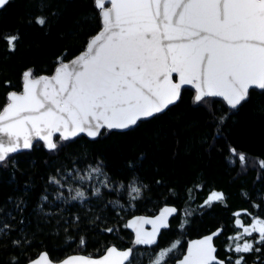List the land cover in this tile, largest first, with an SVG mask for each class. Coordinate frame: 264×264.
Returning <instances> with one entry per match:
<instances>
[{"label":"trees","instance_id":"16d2710c","mask_svg":"<svg viewBox=\"0 0 264 264\" xmlns=\"http://www.w3.org/2000/svg\"><path fill=\"white\" fill-rule=\"evenodd\" d=\"M37 17L46 19L44 27ZM101 28L94 0H9L0 10V110L8 92H21L25 70L34 78L51 75L85 51ZM13 34L19 40L10 52L3 37ZM194 96L183 89L179 101L126 132L67 142L55 137L56 150L37 142L0 165V264H26L44 251L53 261L100 256L128 241V218L165 206L184 216L172 220L171 230L180 221L190 236L221 228L223 255L245 240L261 249L230 251L227 264L240 255L243 264H264L258 233L224 244L237 233V219L264 221V90H251L235 110L217 98L194 103ZM232 148L245 155L243 166ZM95 167L101 172L92 173ZM132 187L140 189L136 199ZM77 190L85 197L73 199ZM214 191L223 201L205 205Z\"/></svg>","mask_w":264,"mask_h":264},{"label":"snow or ice","instance_id":"6c2138e0","mask_svg":"<svg viewBox=\"0 0 264 264\" xmlns=\"http://www.w3.org/2000/svg\"><path fill=\"white\" fill-rule=\"evenodd\" d=\"M8 4L9 0H0V9ZM94 4L103 27L87 50L70 64L61 63L51 77L34 78L31 69L25 70L22 92L7 93L0 110V165L10 162L13 154L30 150L36 139L47 150H56V133L67 142L81 134L95 140L106 132L133 129L179 101L184 85L195 89L194 103L222 98L233 110L247 101L250 89L264 90V0H94ZM35 24L44 27L46 19L37 17ZM3 39L7 50L14 52L19 36ZM230 151L240 165L246 163L243 153ZM259 163L264 168V160ZM91 171L98 174L101 168ZM52 182L58 183L55 178ZM139 191L131 188L137 194L133 199ZM93 194L99 195V189ZM84 197L77 190L73 199ZM223 199V193L214 191L204 203L210 206ZM176 211L164 208L155 219L130 221L128 227L138 221L153 225L152 232L135 229V244H155L158 229L166 228V218ZM235 223L243 227L240 235L255 232L259 234L255 243H264V221L257 219L250 227L239 219ZM213 235L193 241L179 264H225L215 254ZM176 246L161 251L155 264ZM229 250L261 251L247 240ZM131 252L109 248L98 260L69 257L62 264H123ZM243 262L240 255L234 264ZM30 264L53 261L44 253Z\"/></svg>","mask_w":264,"mask_h":264},{"label":"flooded vegetation","instance_id":"af4514ba","mask_svg":"<svg viewBox=\"0 0 264 264\" xmlns=\"http://www.w3.org/2000/svg\"><path fill=\"white\" fill-rule=\"evenodd\" d=\"M161 211H162V208H160L155 213H147V214L142 213V214H136L135 216L155 217V216L159 215L161 213ZM178 216H180L181 220L183 219L184 216L182 214V211L179 212V210H177L176 213L169 218L168 226L166 228H163L162 230H160V232L158 233V235L155 238V240H156L155 244H151V245H149V244H135L136 235L133 232H131L130 230H128V232L130 234L128 241H125L124 243H122V246H120V247H117L116 245H111V246H115L116 248H118L119 250H122V251L123 250H129V249L132 250L129 259L127 260V262L125 264H155V262L157 261L158 255L161 251H166L167 249L171 248V246L173 244H176L177 245L176 248L173 249L170 253H168V255L161 262V264H179V262L184 259L185 255L187 253V248H188L189 242L192 240H195V239H199V238H201L207 234L206 233L196 234L195 236L186 235L184 232L185 221H180V222L176 223L174 225V229L171 230L172 220ZM128 219L126 220V222L128 221ZM143 230L146 233V232H149L150 230H152V227H151V225L150 226L145 225L143 227ZM167 232H170V235L166 236L165 233H167ZM220 234L213 240V245L216 248L215 254H216L218 259L223 260L225 262V264H227V262L230 261L232 258L229 259V257H231L229 255L230 254L229 248L225 249L226 255H223L220 252V247H219V244L217 241L218 238L220 237ZM231 243H232V240H227L224 242L226 247H227V244H231ZM111 246H109V247H111ZM107 249H105V251Z\"/></svg>","mask_w":264,"mask_h":264},{"label":"water","instance_id":"95a60500","mask_svg":"<svg viewBox=\"0 0 264 264\" xmlns=\"http://www.w3.org/2000/svg\"><path fill=\"white\" fill-rule=\"evenodd\" d=\"M1 10V9H0ZM101 25H102V23H101ZM102 27H103V25H102ZM101 30H102V28H101ZM100 30V31H101ZM99 31V32H100ZM99 32L96 34V35H98L99 34ZM95 35V36H96ZM95 36H93L92 38H91V40L95 37ZM90 40V41H91ZM89 44V43H88ZM87 50V47H86V49H85V51ZM85 51H83V52H81L79 55H81L82 53H84ZM78 55V56H79ZM78 56H76V57H78ZM75 57V58H76ZM75 58H73V59H75ZM72 59V60H73ZM71 60V61H72ZM71 61H69V62H66V63H71ZM59 66V65H58ZM57 66V67H58ZM55 74V70H54V72L51 74V75H41V76H48V77H51V76H53ZM40 77V76H39ZM39 77H35V78H39ZM173 79H174V81L177 79V77H176V74H173ZM183 89H191V90H193L194 91V93H195V89L192 87V85H184V86H182V88H181V91L183 90ZM255 88H253V89H250V91L251 90H254ZM22 90L23 89H21V92H22ZM255 90H260V89H255ZM21 92H17V93H21ZM217 99H220V100H222L225 104H226V102L222 99V98H217ZM227 105V104H226ZM170 106H172V105H170ZM169 106V107H170ZM145 120H147V119H145ZM80 136H85V135H83V134H81ZM55 137H59V134L58 133H56V134H54V136H53V140H54V138ZM85 137H87V136H85ZM88 138V137H87ZM88 139H90V138H88ZM92 140V139H91ZM37 142H40V143H42V144H44L43 143V141H39L38 139H36V140H34V142H33V144L34 143H37ZM47 149V148H46ZM25 151H28V150H22V151H20V152H18V153H21V152H25ZM17 154V153H16ZM13 155H15V154H13ZM12 155V156H13ZM164 208H175L174 206H165V207H163L162 208V210L164 209ZM176 209V208H175ZM175 214V213H174ZM174 214H172V215H174ZM160 215V214H159ZM159 215H157V216H159ZM172 215H170V216H168L166 219H167V224H168V220H169V218L172 216ZM157 216H155V217H145V216H134V217H132V218H130L127 222H126V227H127V229L128 230H130L131 232H133L135 235H136V230L135 229H140V230H142V232H144V230H143V227L146 225V226H150L151 225V227H152V230H150L149 232H152L153 231V225L152 224H145V223H142V222H140V221H138L137 222V224L134 226V227H128L127 225L129 224V222L130 221H133V220H136L138 217H144V218H146V219H155ZM163 228H159L158 229V233L160 232V230H162ZM222 232V230H221V228H219V229H217V230H215V231H213V232H211V233H209V234H207V235H205V236H203V237H201V238H199V239H195V240H192V241H190L189 242V244H188V248H187V253H188V250H189V246L191 245V243L193 242V241H198V240H202V239H204L205 237H207V236H209V235H213V234H216V235H213V240L220 234ZM147 233V232H146ZM158 233H157V235H158ZM156 235V236H157ZM156 236H155V238H156ZM213 240H212V244H213ZM214 246V245H213ZM109 248H115V249H117V251L118 252H123V251H127V250H119L118 248H116L115 246H111V247H109ZM108 248V249H109ZM107 249V250H108ZM107 250L103 253V254H101L100 256H97V257H91V256H88V255H86V254H80V253H78V254H72V255H69V256H67V257H65L64 259H62V260H59V261H53V260H51L50 259V257H49V259L51 260V261H53V264H62V262L64 261V260H66V259H68L69 257H88V258H91V259H93V260H98V259H100V258H102L106 253H107ZM44 253H47V252H41L36 258H34L33 260H35V259H37L40 255H42V254H44ZM187 253H186V255H187ZM185 255V256H186ZM49 256V255H48ZM114 260H119V258L118 257H116V258H114ZM32 261V260H31ZM31 261H29L28 263H26V264H30V262ZM127 262V260L126 261H124L123 262V264H125Z\"/></svg>","mask_w":264,"mask_h":264},{"label":"rangeland","instance_id":"374dc122","mask_svg":"<svg viewBox=\"0 0 264 264\" xmlns=\"http://www.w3.org/2000/svg\"><path fill=\"white\" fill-rule=\"evenodd\" d=\"M255 221V220H254ZM241 223H242V225L244 226V227H250L251 226V224L253 223H250V224H246V223H243L242 221H241ZM241 233H243V227H238L237 226V233L233 236V237H237V236H240V237H242V235H240ZM233 241V243H237L238 242V240H236V239H233L232 240Z\"/></svg>","mask_w":264,"mask_h":264},{"label":"bare ground","instance_id":"6f19581e","mask_svg":"<svg viewBox=\"0 0 264 264\" xmlns=\"http://www.w3.org/2000/svg\"><path fill=\"white\" fill-rule=\"evenodd\" d=\"M255 90V89H254ZM193 91V90H192Z\"/></svg>","mask_w":264,"mask_h":264}]
</instances>
